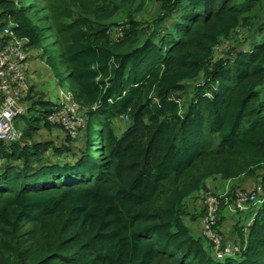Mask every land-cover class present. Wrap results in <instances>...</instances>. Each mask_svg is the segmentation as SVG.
I'll return each instance as SVG.
<instances>
[{
    "label": "trees",
    "instance_id": "trees-1",
    "mask_svg": "<svg viewBox=\"0 0 264 264\" xmlns=\"http://www.w3.org/2000/svg\"><path fill=\"white\" fill-rule=\"evenodd\" d=\"M35 1L0 0V37L16 23L89 122L83 150L58 158L53 142L33 140L56 105L31 102L30 86L22 140L0 143V264H264V202L245 244L235 226L234 258H212L185 223L209 178L264 193V20L248 49L216 55L264 0H152L151 23L131 20L115 40L114 17L146 0H54L50 18Z\"/></svg>",
    "mask_w": 264,
    "mask_h": 264
},
{
    "label": "rangeland",
    "instance_id": "rangeland-1",
    "mask_svg": "<svg viewBox=\"0 0 264 264\" xmlns=\"http://www.w3.org/2000/svg\"><path fill=\"white\" fill-rule=\"evenodd\" d=\"M235 1L239 4H243L245 2V0ZM29 2L30 0H28V4ZM35 2L38 4V9L44 10V16L47 18H50V13L45 10L46 8L49 10L47 5H53V8L58 6V3H56L54 0H36ZM159 5L160 4L157 1L146 0V3H144L142 9L141 5L138 4H136L135 7H123L121 10V15L117 14V16L114 17L115 19L112 23V26L109 28V35H111L113 40L122 37L123 31L128 29L127 26L131 20H135L136 22L143 24V26L147 22L151 23V20L159 11ZM256 11H254L253 14H247L249 16L248 25L244 28H241L238 31L237 36H232L229 40L223 42L219 48L216 49L217 56L224 55L226 47H234L239 50H245L249 48L251 37H253V35L258 32L259 24H261V22L264 20V3H262V6ZM48 23L50 24V21H48ZM52 40L54 39L52 38ZM52 42L54 43L55 41ZM42 51L35 50L34 53L36 56L31 55L32 60L30 62L29 81L31 83L30 86H34V91L31 93V102L32 100L41 99L46 95L56 106H58V108H55L52 111H57V113L52 116L53 122L47 118V122L51 125V130L48 131L44 128L39 129L38 133L33 136V140L37 142H53V147L62 149V155H60L58 158L64 159L66 156L72 158L78 154V149L82 151L84 148L83 142L86 136V128L89 122L90 110H82L80 107L77 108L76 105L72 106V104L67 101V99L70 97L68 92L72 93L70 90H68V87L71 86V83L69 79H65L64 83L61 85L57 83L53 74V69L44 62V59H38V54H41ZM203 84L204 83L202 81L194 83L190 82L188 89L185 92L180 93L182 94L181 98L187 99L195 87L203 86ZM189 91L191 92L189 93ZM179 101L183 104L182 99H179ZM52 112L49 115L53 114ZM34 115V112H30L25 117H19L16 121L18 124L17 129L21 132L22 136L26 119ZM112 125L115 135L121 136L123 133H125L129 125V120H127L126 117H122L116 119ZM90 128L92 132H96L93 126H90ZM22 136L18 141L22 140ZM205 182V191L199 195H196L195 198L189 199L188 201L187 206L189 209L187 210L189 212V216L185 219V223L194 236H200V234L202 235L201 221L203 219L202 214L205 211L204 208L206 199L208 197L216 198L218 200V209L216 215L217 223L215 226L216 229L218 228L222 232V225L228 221L232 222L227 233H223V231L221 234L222 245H230L242 249L241 246H238L239 234L237 231H235V226H237L238 230H240L245 244L247 239L246 230L249 228L248 226L250 222L255 217L256 212L258 213L261 205L250 204L248 205V211H239L237 207V193H247L253 191V189L250 188L252 183L250 182L249 185L246 184V181H244V178L242 177L236 180L226 181L220 178H209ZM263 194L259 197V200H261V198L264 196ZM200 208L203 209V212L200 210ZM200 211L202 214H200ZM193 217L194 219H192ZM219 220H223V224L221 223L219 225ZM202 237L205 239V243L210 246L209 255L215 259L214 250L212 249L213 245L203 235Z\"/></svg>",
    "mask_w": 264,
    "mask_h": 264
},
{
    "label": "built area",
    "instance_id": "built-area-1",
    "mask_svg": "<svg viewBox=\"0 0 264 264\" xmlns=\"http://www.w3.org/2000/svg\"><path fill=\"white\" fill-rule=\"evenodd\" d=\"M17 24L9 21L4 27L0 37V143L11 144L18 142L21 138V132L16 127V121L19 117H25L28 114L29 107L25 100L26 94L30 89V62L32 56L30 48L27 46L28 40L21 38L15 33ZM68 92V91H67ZM68 102L79 108L72 94ZM55 108H58L56 106ZM54 108V109H55ZM53 114L47 117L53 122ZM263 189L258 185L251 192L237 193V207L239 211H248V205L259 204L264 202L262 196ZM205 211L201 221L202 235L213 245L214 257L217 261L227 258H234L241 254L242 249L235 246L222 245V236L216 229V215L218 209V200L208 197L205 202ZM251 224H249L250 226ZM248 226V227H249ZM240 246V245H238Z\"/></svg>",
    "mask_w": 264,
    "mask_h": 264
},
{
    "label": "crops",
    "instance_id": "crops-1",
    "mask_svg": "<svg viewBox=\"0 0 264 264\" xmlns=\"http://www.w3.org/2000/svg\"><path fill=\"white\" fill-rule=\"evenodd\" d=\"M231 221H228V222H225L223 225H222V230L224 231H222L223 233H227V231H228V229H229V227L231 226Z\"/></svg>",
    "mask_w": 264,
    "mask_h": 264
}]
</instances>
